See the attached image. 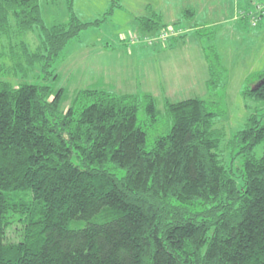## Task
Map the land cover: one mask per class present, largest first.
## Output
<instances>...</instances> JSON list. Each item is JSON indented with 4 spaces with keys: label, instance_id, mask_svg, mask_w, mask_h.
Masks as SVG:
<instances>
[{
    "label": "trees",
    "instance_id": "1",
    "mask_svg": "<svg viewBox=\"0 0 264 264\" xmlns=\"http://www.w3.org/2000/svg\"><path fill=\"white\" fill-rule=\"evenodd\" d=\"M41 1L0 0V35L37 31L35 50L15 44L42 68L40 83L0 80V264H264L261 119L252 115L231 141L232 161L242 159L235 167L219 154L213 102L198 97L167 100L169 129L151 149L146 126L160 114L151 94L86 89L62 110L65 89L47 83L57 77L55 61L121 4L112 0L103 19L85 22L75 0H65L68 21L48 26ZM257 8L243 13L254 26L264 1ZM139 23L144 37L172 45L194 30L170 37L178 23L164 24L157 12ZM203 52L215 88L220 59ZM256 84L243 94L264 102Z\"/></svg>",
    "mask_w": 264,
    "mask_h": 264
},
{
    "label": "rangeland",
    "instance_id": "2",
    "mask_svg": "<svg viewBox=\"0 0 264 264\" xmlns=\"http://www.w3.org/2000/svg\"><path fill=\"white\" fill-rule=\"evenodd\" d=\"M262 1L116 0L120 8H115L99 26L82 31L69 42L53 66L57 77L48 79L47 83L55 91L65 89L68 99L64 100L62 110L86 89L153 95L160 114L156 122L146 126L148 149L169 129L167 100L178 102L198 97L213 102V111L217 114L215 128L223 132L219 154L227 165L233 162L236 167L242 159L236 156L232 161L235 149L232 150L230 143L234 136L245 128L252 115H257L264 124V102L243 94L246 85L260 82L258 74L264 71V18L254 26L250 15L244 17L243 13L258 12L257 5ZM112 3V0H75L74 8L80 19L90 22L103 19ZM148 3L152 8L147 7ZM41 7L48 26L68 21L65 0H42ZM185 10L196 14L185 16ZM154 12L162 16L164 24L178 23L170 37L182 36L190 27L193 33L173 45L150 41L144 37L139 17L151 16ZM198 25L204 28L198 30ZM15 42H26L35 50L39 44L38 32L26 31L11 39L0 35V65L3 66L0 80L13 85L42 82L41 64L29 66ZM10 45L15 50L11 51ZM160 48L173 52L162 53ZM204 49L220 59L216 61L221 74L215 88L207 85L210 72ZM15 60L22 64L21 68L15 67ZM138 117L140 123L147 119L143 108ZM263 151L264 144H259L255 155L262 156Z\"/></svg>",
    "mask_w": 264,
    "mask_h": 264
},
{
    "label": "built area",
    "instance_id": "3",
    "mask_svg": "<svg viewBox=\"0 0 264 264\" xmlns=\"http://www.w3.org/2000/svg\"><path fill=\"white\" fill-rule=\"evenodd\" d=\"M264 16V11H262V14H261V18ZM254 21H256V20H254ZM161 38H166L167 37V33H163L161 36H160ZM152 41V40H151Z\"/></svg>",
    "mask_w": 264,
    "mask_h": 264
},
{
    "label": "water",
    "instance_id": "4",
    "mask_svg": "<svg viewBox=\"0 0 264 264\" xmlns=\"http://www.w3.org/2000/svg\"><path fill=\"white\" fill-rule=\"evenodd\" d=\"M264 86V79L262 81H260L259 83L256 84V87L254 88H259V87H262Z\"/></svg>",
    "mask_w": 264,
    "mask_h": 264
},
{
    "label": "crops",
    "instance_id": "5",
    "mask_svg": "<svg viewBox=\"0 0 264 264\" xmlns=\"http://www.w3.org/2000/svg\"><path fill=\"white\" fill-rule=\"evenodd\" d=\"M148 5H151V4L148 3L147 6H148ZM151 6H152V5H151ZM41 8H42V7H41ZM67 15H68V14H67ZM68 18H69V16H68ZM126 47H127V46H126ZM160 49H162V48H160ZM163 51H164V52H169V53L173 52L172 50H167V51H166L165 49H164V50L162 49V53H164ZM159 53H161V52H159Z\"/></svg>",
    "mask_w": 264,
    "mask_h": 264
}]
</instances>
